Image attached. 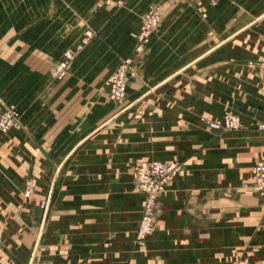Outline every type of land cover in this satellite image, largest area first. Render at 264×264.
Wrapping results in <instances>:
<instances>
[{"label":"crops","instance_id":"1","mask_svg":"<svg viewBox=\"0 0 264 264\" xmlns=\"http://www.w3.org/2000/svg\"><path fill=\"white\" fill-rule=\"evenodd\" d=\"M124 59L114 102L104 80ZM262 60L264 0H218L204 17L185 0H0V109L19 111L0 134V264H264V189L250 185ZM224 113L239 129L207 127ZM150 160L181 170L137 244L131 169Z\"/></svg>","mask_w":264,"mask_h":264},{"label":"built area","instance_id":"2","mask_svg":"<svg viewBox=\"0 0 264 264\" xmlns=\"http://www.w3.org/2000/svg\"><path fill=\"white\" fill-rule=\"evenodd\" d=\"M192 5L195 12L204 17L208 7L215 6L218 0H185ZM157 13L150 9L141 17L138 33L139 45L144 41L151 28L157 23ZM89 35V33H87ZM139 47V46H138ZM72 58L70 51H65L62 57L54 63L50 71L51 78L60 79L66 74L67 66ZM259 67L264 69V60L259 62ZM129 61L122 60L118 66L105 78L104 84L107 86L108 97L112 101H120L125 94V88L129 77ZM18 110L14 105H8L0 111V134H5L16 125L18 120ZM210 129L225 131L237 130L241 123L237 115L224 113L219 119L206 121ZM264 137V123H257L255 126ZM180 170V165L176 162H161L158 160L141 161L131 169V175L136 189L143 194V202L140 209L139 220L134 231V241L137 244L144 242L148 234L154 227V211L156 198L160 194L170 178L175 176ZM250 185L253 191L261 194L264 189V160L256 161L250 167ZM30 191L27 184L24 190L25 195ZM44 200L40 201L43 207ZM235 264H246L237 261Z\"/></svg>","mask_w":264,"mask_h":264},{"label":"rangeland","instance_id":"3","mask_svg":"<svg viewBox=\"0 0 264 264\" xmlns=\"http://www.w3.org/2000/svg\"><path fill=\"white\" fill-rule=\"evenodd\" d=\"M218 2V1H217ZM87 33H89L88 31L85 33L86 34V36H89L90 35V33H89V35H87ZM65 51H70V50H64L63 51V53L65 52ZM71 52V51H70ZM63 53L61 54V56H60V58L62 57V55H63ZM72 53V52H71ZM59 58V59H60ZM59 59H57L56 61H58ZM56 61H54L53 63H51V65H50V67H49V69H48V76H49V79L51 80V81H53V80H55V81H60V80H62L64 77H65V75H64V77H62V78H60V79H54V78H51V76H50V71H51V69H52V66L54 65V63L56 62ZM67 71V70H66ZM105 87L107 88V86L105 85ZM107 96H108V93H107ZM109 98V97H108ZM112 101V100H111ZM114 102H117V101H114ZM9 105H13V104H9ZM6 106H8V105H6ZM5 106V107H6ZM5 107H3L2 109H0V111L1 110H3ZM17 109V108H16ZM18 113H19V111H18ZM231 114V113H230ZM235 115V114H234ZM19 116V115H18ZM208 127V126H207ZM209 128V127H208ZM225 131H233V130H225ZM172 162H176V161H172ZM176 163H178L179 165H180V170H181V164L177 161ZM179 170V171H180ZM174 177V176H173ZM243 262H246L245 260H242ZM246 264H248V263H246Z\"/></svg>","mask_w":264,"mask_h":264}]
</instances>
